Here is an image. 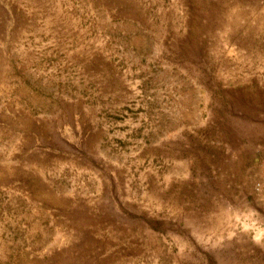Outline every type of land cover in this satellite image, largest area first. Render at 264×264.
<instances>
[{"label":"rangeland","instance_id":"rangeland-1","mask_svg":"<svg viewBox=\"0 0 264 264\" xmlns=\"http://www.w3.org/2000/svg\"><path fill=\"white\" fill-rule=\"evenodd\" d=\"M0 264H264V0H0Z\"/></svg>","mask_w":264,"mask_h":264}]
</instances>
